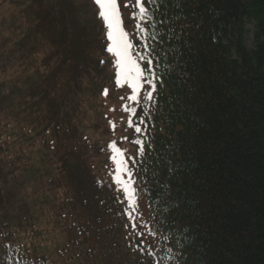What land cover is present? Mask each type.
Listing matches in <instances>:
<instances>
[{
  "label": "trees",
  "instance_id": "obj_1",
  "mask_svg": "<svg viewBox=\"0 0 264 264\" xmlns=\"http://www.w3.org/2000/svg\"><path fill=\"white\" fill-rule=\"evenodd\" d=\"M89 1L92 25L78 19V35L60 24L61 46L39 52L34 73L11 75L0 48V264H156L159 247L165 264H264V0H160L159 81L141 104L114 86L107 29ZM124 2V29L143 51L134 0ZM112 141L137 161L136 230Z\"/></svg>",
  "mask_w": 264,
  "mask_h": 264
},
{
  "label": "snow or ice",
  "instance_id": "obj_2",
  "mask_svg": "<svg viewBox=\"0 0 264 264\" xmlns=\"http://www.w3.org/2000/svg\"><path fill=\"white\" fill-rule=\"evenodd\" d=\"M94 2L99 7L98 14L104 21L107 29V40L110 42L107 46V52L115 57L116 84L120 86L127 85L131 89L132 94L128 96V100L132 104L152 101L153 93L156 91L157 82L159 81V77L155 71L156 63H158L156 55H154L156 53L155 43L161 39L158 34V25L164 23L163 20H156V12L159 10L160 0H134L132 4V7L137 10L133 12V18L137 21L135 25L136 39L138 40L137 47L142 48L143 51L134 50L130 33L125 31L123 26L118 0H94ZM130 3H132V0H125L123 6L127 8ZM108 94V90L105 89L104 95L107 96ZM124 110L129 113L128 127H134L136 133L143 134L144 129H142L141 125L145 121L137 114V108L126 107ZM133 117L139 120L138 124H134ZM124 139H127V137H124ZM133 142L139 145L137 155L143 156L145 142L139 138ZM109 148L112 151L111 159L115 164L116 174L114 180L127 200L128 209L130 210L127 212V215L132 222V229L136 230L137 224L133 213H136L138 209V190L134 187L136 181L134 171L129 167V160L133 164L137 161L135 157H128L126 159L124 150L119 148L115 141L109 144ZM141 228L147 229L148 226L142 224ZM144 234L143 231H136L137 236H143ZM148 234L151 236L156 235L151 229H148ZM163 239L168 240L169 237L163 236ZM168 251L170 252L171 249H168ZM149 255H154V253L149 252Z\"/></svg>",
  "mask_w": 264,
  "mask_h": 264
},
{
  "label": "rangeland",
  "instance_id": "obj_3",
  "mask_svg": "<svg viewBox=\"0 0 264 264\" xmlns=\"http://www.w3.org/2000/svg\"><path fill=\"white\" fill-rule=\"evenodd\" d=\"M94 14L95 11L89 0H0V48L3 46L6 52L7 58L5 57V61L13 62L16 65V68L9 70L10 74L25 76L34 73V68L37 65L33 61L37 58L43 59L45 56V54L42 55L39 52L52 53L54 44L57 47L61 46L62 38L59 39L60 32L57 29L58 26H61L60 24H64L69 29L75 24V33L81 35L85 32L83 23L86 21L91 26L92 23L89 21L93 22ZM78 19L85 21L80 24ZM43 23L46 25H43ZM48 24L52 26L51 30ZM98 28L100 30V27ZM248 30L250 33L247 36V45L252 49L254 47L253 25L249 26ZM47 40H50L49 45ZM26 59L34 63V65L27 68V71L20 66L17 67L20 60L24 62ZM37 61L41 62V60ZM6 73L10 75L8 72ZM113 76L115 75L112 71L107 73L106 77L103 78L104 85L108 86L109 78ZM114 86L124 90L128 88L127 85L120 86L116 82ZM51 89L52 84L49 86V90ZM107 105L108 110V107H116V104ZM103 167L105 169L104 165ZM113 168H115V164ZM105 171H107V168ZM137 197L138 209L136 215L141 211V197L138 192ZM137 218L135 216V220ZM154 255L156 264H165V250L163 247L155 250Z\"/></svg>",
  "mask_w": 264,
  "mask_h": 264
}]
</instances>
